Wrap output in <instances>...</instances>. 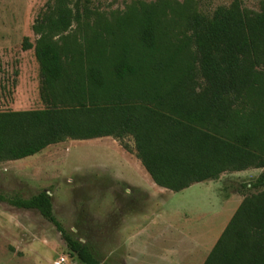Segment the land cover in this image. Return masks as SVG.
<instances>
[{"label": "trees", "instance_id": "obj_1", "mask_svg": "<svg viewBox=\"0 0 264 264\" xmlns=\"http://www.w3.org/2000/svg\"><path fill=\"white\" fill-rule=\"evenodd\" d=\"M189 9L136 1L106 19L47 0L35 45L23 43L34 49L44 109L0 112V165L112 138L173 193L264 170V0L259 12L239 0L211 17ZM253 187L264 189V172ZM0 202L38 212L82 264H99L63 229L48 191ZM204 264H264V190L244 198Z\"/></svg>", "mask_w": 264, "mask_h": 264}, {"label": "rangeland", "instance_id": "obj_2", "mask_svg": "<svg viewBox=\"0 0 264 264\" xmlns=\"http://www.w3.org/2000/svg\"><path fill=\"white\" fill-rule=\"evenodd\" d=\"M136 1L158 0H72L81 12L97 13L106 19L124 13ZM170 1L206 17L234 2ZM262 1L239 0L243 9L253 12H259ZM46 3L0 0V112L44 109L34 49L24 51L23 43L28 39L35 45L32 26ZM18 102L24 104L18 107ZM126 143L133 149L131 139ZM263 172L252 169L227 173L214 182L173 193L157 187L135 155L112 138L68 140L34 159L1 164L0 195L30 199L48 191L63 229L88 245L99 264H171L162 254L170 245L130 238L136 237V228L130 222L159 213L165 198L168 213H182L190 222L198 221L204 230L208 227L215 231L245 197L264 190L253 187ZM153 187L156 190L151 195ZM156 218V226L162 228L161 213ZM60 258H65V264H82L62 234L38 212L0 202V264H55Z\"/></svg>", "mask_w": 264, "mask_h": 264}, {"label": "crops", "instance_id": "obj_3", "mask_svg": "<svg viewBox=\"0 0 264 264\" xmlns=\"http://www.w3.org/2000/svg\"><path fill=\"white\" fill-rule=\"evenodd\" d=\"M23 104L24 103H17L18 107ZM35 157H37V155L15 162L27 161L29 159H34ZM129 185L132 184L129 183ZM132 187L140 189L139 187L133 185ZM152 189L153 191L151 192V195H153L156 190L154 187ZM142 191L146 192V190ZM162 198L164 197L162 196ZM164 204L165 198L159 213L148 215L145 218H142L143 220L134 218V222H130V224L136 228V237L130 238H136L140 241L145 239L147 240V243L158 241L165 245H170V247L162 251V254L164 258L169 259L171 264H204L235 213H233L231 217L229 213L222 225L219 226V229L209 231L210 228L208 229L207 227L204 230L203 226L198 225V221L196 223H192L189 219L185 218L182 213H168V211L164 209ZM160 213L163 218L162 228L156 226V222L158 220L156 215H159Z\"/></svg>", "mask_w": 264, "mask_h": 264}, {"label": "built area", "instance_id": "obj_4", "mask_svg": "<svg viewBox=\"0 0 264 264\" xmlns=\"http://www.w3.org/2000/svg\"><path fill=\"white\" fill-rule=\"evenodd\" d=\"M66 260L65 258H60L55 264H65Z\"/></svg>", "mask_w": 264, "mask_h": 264}]
</instances>
